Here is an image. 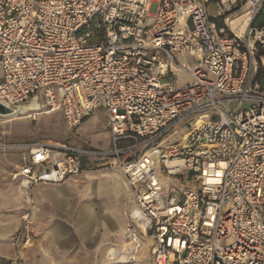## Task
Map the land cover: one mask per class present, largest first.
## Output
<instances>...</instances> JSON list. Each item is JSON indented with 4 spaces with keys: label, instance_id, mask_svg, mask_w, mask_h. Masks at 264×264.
<instances>
[{
    "label": "built area",
    "instance_id": "built-area-1",
    "mask_svg": "<svg viewBox=\"0 0 264 264\" xmlns=\"http://www.w3.org/2000/svg\"><path fill=\"white\" fill-rule=\"evenodd\" d=\"M211 1L0 0V102L35 100L29 111H61L69 128L103 109L111 132L109 150L0 144L26 150L21 189L107 162L133 189L134 251L149 241L152 264H264V0H217L216 18ZM189 54L194 66L178 62ZM21 220L13 242L27 249L31 212Z\"/></svg>",
    "mask_w": 264,
    "mask_h": 264
},
{
    "label": "crops",
    "instance_id": "crops-1",
    "mask_svg": "<svg viewBox=\"0 0 264 264\" xmlns=\"http://www.w3.org/2000/svg\"><path fill=\"white\" fill-rule=\"evenodd\" d=\"M109 141L111 142V138ZM62 143L103 150L111 148H102V145L98 144L86 146L76 141L54 142ZM84 159L87 161L86 165L90 166L84 167L80 174L70 176L59 183H39L35 186L32 222L34 243L29 249H17L13 237L21 227V212L26 207V200L19 190V183H16L19 178L16 182L13 181L12 173L19 169L22 159L17 162L15 157L0 156V264L15 258L18 253L24 258L23 264H125L132 260V209L123 210L122 202L134 198L133 189L125 177L128 189L122 185L120 175L119 185L115 184L111 175L120 171L101 173L98 177L87 175L90 183L86 193L89 196L88 201L81 205L78 202L80 200L75 201L70 196V190L75 187L77 180L82 178L78 176L92 166L108 165L103 160ZM111 238H115V242L109 243ZM109 246L118 250L116 263L108 260ZM152 262L151 244L145 240L136 254L135 261L131 263Z\"/></svg>",
    "mask_w": 264,
    "mask_h": 264
},
{
    "label": "rangeland",
    "instance_id": "rangeland-1",
    "mask_svg": "<svg viewBox=\"0 0 264 264\" xmlns=\"http://www.w3.org/2000/svg\"><path fill=\"white\" fill-rule=\"evenodd\" d=\"M209 15L211 17L216 18L218 16V1L212 0L209 4ZM230 32V31H229ZM179 63L186 62L187 66H194L197 63L196 58L192 55H187V57H177ZM175 74L177 76V86L182 87L185 84L191 82L192 78L187 71L176 70ZM39 103H43L44 99L41 96L38 100ZM30 103V101H27ZM37 108L40 109L39 104L36 102ZM34 106V103L31 104V108ZM30 108L26 109L29 110ZM20 111L16 114L12 115H0V144L4 145H13V144H30V143H37V142H73L76 141L80 144L89 146V145H102V148H110L112 146L111 142L109 141L111 138V132L108 128L107 124V117L104 113L103 109H97L92 112L90 115L86 116L76 127L69 128L65 120L63 118V114L61 111H56L52 113H41L38 111ZM40 112V113H39ZM8 119V120H7ZM184 132L186 129L184 127H179L176 130L174 136H172L168 141L169 143H178L180 139L183 138ZM101 147V146H100ZM26 150L24 149H17L11 147H0V156H12L17 158V162L23 158L24 153ZM97 167V168H96ZM15 171V170H14ZM12 173V180L17 181L18 177H15V172ZM120 171L117 168L110 167L108 165H103L102 167H98L97 165L92 166V168L85 171L78 177L79 178L76 182L75 187L73 186L70 190V196L74 198L75 201L80 200L81 205L85 204L88 201V193H86L88 189V185L90 181L87 179L88 177H98L101 173H110V172H117ZM118 175L122 178V185L126 189H128L127 183L125 182L124 175L121 172H117L112 174V178L115 184H118ZM108 182V181H107ZM18 187L19 190L24 194V198L26 200V207L22 209V214L26 211L31 212L32 215V222L34 220V210H35V200H34V188L35 186L29 190L25 191L20 187V180ZM194 181L191 180L189 184L194 185ZM119 185V184H118ZM117 185V186H118ZM134 206V201L127 200L122 202L123 210L128 208L132 209ZM21 214V216H22ZM39 224V223H38ZM32 231V225H31ZM33 235V232H32ZM115 242V238H111L109 243ZM111 245V244H109ZM31 248V247H30ZM110 248V246H109ZM108 248V249H109ZM29 249V248H27ZM118 251L115 247H111L108 251V260L116 263L118 261L119 254L117 256L112 254V251ZM135 255H132V260H128L129 264H132L135 260ZM24 262V258L22 259ZM132 261V263H131ZM123 263L127 261H121ZM139 264V263H138Z\"/></svg>",
    "mask_w": 264,
    "mask_h": 264
},
{
    "label": "bare ground",
    "instance_id": "bare-ground-1",
    "mask_svg": "<svg viewBox=\"0 0 264 264\" xmlns=\"http://www.w3.org/2000/svg\"><path fill=\"white\" fill-rule=\"evenodd\" d=\"M249 20H250V14L249 13H244L241 16L233 19L230 22V25H231L232 29H234L235 31H237L238 34L241 35V34L244 33L247 25L249 24ZM32 103H34V106L31 108L30 106H31ZM28 108H30L29 110L36 109L37 108L36 101L33 100L30 103L24 105L23 107L13 108L10 113H7V114H1L0 113V115L2 116V115H12V114H16V113H18L20 111H25ZM29 110H26V111H29ZM44 113H48L49 114V113H52V112L49 111V112H44ZM133 253H134L133 255L136 256V254H138V251H133ZM112 254H115L117 256V252L115 250L112 251ZM133 260H135V258H133ZM125 264H129V263H125Z\"/></svg>",
    "mask_w": 264,
    "mask_h": 264
},
{
    "label": "trees",
    "instance_id": "trees-1",
    "mask_svg": "<svg viewBox=\"0 0 264 264\" xmlns=\"http://www.w3.org/2000/svg\"><path fill=\"white\" fill-rule=\"evenodd\" d=\"M263 23H264V7L261 10L257 19L255 20L254 24H257L259 26ZM257 80L261 82L262 86L264 87V66H261L259 73L257 75ZM86 162L87 161L85 159L82 160V164H81L82 168L90 166V165H86Z\"/></svg>",
    "mask_w": 264,
    "mask_h": 264
},
{
    "label": "water",
    "instance_id": "water-1",
    "mask_svg": "<svg viewBox=\"0 0 264 264\" xmlns=\"http://www.w3.org/2000/svg\"><path fill=\"white\" fill-rule=\"evenodd\" d=\"M11 111H12V108H9L4 103L0 102V113L1 114H7V113H10Z\"/></svg>",
    "mask_w": 264,
    "mask_h": 264
}]
</instances>
